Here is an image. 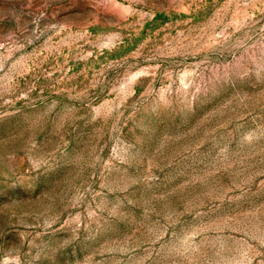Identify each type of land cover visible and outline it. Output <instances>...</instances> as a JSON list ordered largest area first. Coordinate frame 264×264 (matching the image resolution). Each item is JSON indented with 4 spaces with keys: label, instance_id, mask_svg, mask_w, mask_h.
<instances>
[{
    "label": "rangeland",
    "instance_id": "rangeland-1",
    "mask_svg": "<svg viewBox=\"0 0 264 264\" xmlns=\"http://www.w3.org/2000/svg\"><path fill=\"white\" fill-rule=\"evenodd\" d=\"M0 264H264V0H0Z\"/></svg>",
    "mask_w": 264,
    "mask_h": 264
}]
</instances>
